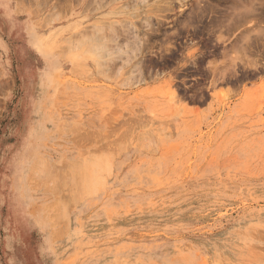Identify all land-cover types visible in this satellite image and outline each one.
<instances>
[{
  "label": "rangeland",
  "instance_id": "obj_1",
  "mask_svg": "<svg viewBox=\"0 0 264 264\" xmlns=\"http://www.w3.org/2000/svg\"><path fill=\"white\" fill-rule=\"evenodd\" d=\"M158 1L0 0V264H264V0Z\"/></svg>",
  "mask_w": 264,
  "mask_h": 264
},
{
  "label": "bare ground",
  "instance_id": "obj_2",
  "mask_svg": "<svg viewBox=\"0 0 264 264\" xmlns=\"http://www.w3.org/2000/svg\"><path fill=\"white\" fill-rule=\"evenodd\" d=\"M141 1H142V0H141ZM155 1H158V0H155ZM158 2L161 3L162 1L159 0ZM163 2H164V4L167 3L166 0L163 1ZM163 2H162V5L164 6ZM165 2H166V3H165ZM196 2H197V1H196ZM238 2H239V1H238ZM249 2H250V1H249ZM160 3H158V4H160ZM243 3H244V2H243ZM250 3H251V2H250ZM158 4L156 5V9H157V7H158V8L162 7V5H161V6L159 5V6H160V7H159ZM246 4H247V3H246ZM230 5H231V4H230ZM165 6H166V5H165ZM165 6H164V7H165ZM242 6H243V5H242ZM183 7H184V6H183ZM197 7H198V6H197ZM238 7H239V6H238ZM243 8H244V6H243ZM190 9H191V8H190ZM231 9H232V8H231ZM233 9H234V8H233ZM238 9H239V8H238ZM244 9H245V8H244ZM254 10H255V9H254ZM193 11H194V10H193ZM193 11H191V12H193ZM201 11H202V10H201ZM261 11H262V10H261ZM198 12H199V11H198ZM203 12H204V11H203ZM244 12H245V11H244ZM251 12H252V11H251ZM252 14H253V13H252ZM226 15H227V14H226ZM217 16H218V15H217ZM253 16H254V15H253ZM247 17H248V16H247ZM256 18H257V17H256ZM254 19H255V18H254ZM104 22H105V21H104ZM258 22H259V21H258ZM96 23H97V22H96ZM259 25H260V24H259ZM102 26H103V25H102ZM102 26H101V27H102ZM132 26H133V25H132ZM93 27H94V26H93ZM96 27H99V26H98V25H95V28H96ZM101 27H99V30H100ZM109 27H110V26H109ZM135 30H136V29H135ZM132 31H133V30H132ZM96 33L98 34V29H97V32H96ZM133 33H135V31H134ZM99 34H100V33H99ZM136 34H137V33H136ZM136 34H135V38L133 37V38H134L133 40H136V39H137L138 36H137ZM138 34H139V33H138ZM93 35H95V34H92V36H93ZM103 35H104V34H103ZM90 36H91V35H90ZM101 36H102V35H101ZM109 36H110V35H109ZM112 36H113V35H112ZM93 38H94V37H93ZM93 38H92V40H93ZM97 38H99V37H97ZM97 38L95 37V39H97ZM102 38H104V42H103L102 39H100V40H102L103 43L97 39L98 42H99V43H98V44H99L98 46H100V44L102 43V44L104 45V47H105V45L107 44V40H106V37H105V36H102ZM111 38H112V37H111ZM95 39H94V40H95ZM108 39H110V38H108ZM138 39H139V37H138ZM92 40H91V41H92ZM94 40H93V41H94ZM112 40H113V39H112ZM133 40H132V41H133ZM95 41H96V40H95ZM109 41H110V40H109ZM132 41H131V42H132ZM136 41H140V40H136ZM136 41H134V42H136ZM100 42H101V43H100ZM105 42H106V43H105ZM134 42H133V44H134ZM66 43H67V42H66ZM125 43H126V42H125ZM92 44H94V42L91 43V46H92ZM96 44H97V43H96ZM96 44H95V45H96ZM126 44H128V45H126V46H129V47H130V45H129V41H128ZM130 44H131V43H130ZM138 44H139V43H138ZM143 44H145V43L143 42ZM107 45H108V44H107ZM96 46H97V45H96ZM98 46H97V47H98ZM124 46H125V45H124ZM132 46H133V45H132ZM89 47H90V46H89ZM92 47H95V46H92ZM92 47H91V48H92ZM101 47H103V46H101ZM101 47H99V48H101ZM104 47H103V49H104ZM118 47H120V46L118 45ZM43 48H44V46H43ZM106 48H108V47H106ZM110 48H112V47H110ZM93 49L95 50V48H92V49H90V50H93ZM96 49H97V48H96ZM115 49H116V48H115ZM117 49H118V48H117ZM117 49H116V50H117ZM120 49H121V48H119L118 50L121 51ZM126 49H128V47H127ZM126 49L124 48L125 51H127ZM129 49H130V48H129ZM99 50H100V52H101V51L103 52L102 49H97V50H95L94 52H97V51H99ZM107 50L109 51L110 49L108 48ZM118 50H117V51H118ZM105 51H106V50H105ZM119 51L117 52L118 54H120ZM125 51H124V53H126ZM130 51H131V50H130ZM133 51H134V50H133ZM100 52H99V54H102V55H103V53H100ZM106 52H107V51H106ZM106 52H104V55H106ZM110 52H111V51H110ZM112 52H113V48H112ZM115 52H116V51H115ZM131 52H132V51H131ZM107 53L109 54V52H107ZM99 54H98V55H99ZM98 62H99V60H98ZM99 63H100V62H99ZM99 63H98V64H99ZM102 64H103V63H102ZM103 65H104V64H103ZM107 67H108V66H107ZM85 171H86V170H85ZM91 176H92V175H91ZM62 214H63V213H62Z\"/></svg>",
  "mask_w": 264,
  "mask_h": 264
}]
</instances>
